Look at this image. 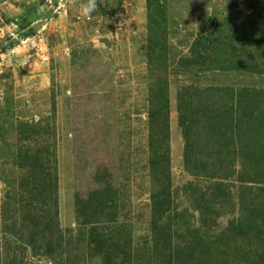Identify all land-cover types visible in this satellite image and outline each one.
Masks as SVG:
<instances>
[{
    "label": "rangeland",
    "instance_id": "obj_1",
    "mask_svg": "<svg viewBox=\"0 0 264 264\" xmlns=\"http://www.w3.org/2000/svg\"><path fill=\"white\" fill-rule=\"evenodd\" d=\"M84 3L0 0V264H264V0Z\"/></svg>",
    "mask_w": 264,
    "mask_h": 264
},
{
    "label": "clouds",
    "instance_id": "obj_2",
    "mask_svg": "<svg viewBox=\"0 0 264 264\" xmlns=\"http://www.w3.org/2000/svg\"><path fill=\"white\" fill-rule=\"evenodd\" d=\"M98 12V0H86L82 6V15L85 18H92L93 14ZM13 35H15L13 33ZM15 51V50H14Z\"/></svg>",
    "mask_w": 264,
    "mask_h": 264
},
{
    "label": "trees",
    "instance_id": "obj_3",
    "mask_svg": "<svg viewBox=\"0 0 264 264\" xmlns=\"http://www.w3.org/2000/svg\"><path fill=\"white\" fill-rule=\"evenodd\" d=\"M169 136H170V135H169V130H167L166 133H164V137H163V139H164V140H168V139H169ZM166 154H167V153H166ZM168 161H169V159H168V157H167V158H166V162H168Z\"/></svg>",
    "mask_w": 264,
    "mask_h": 264
},
{
    "label": "water",
    "instance_id": "obj_4",
    "mask_svg": "<svg viewBox=\"0 0 264 264\" xmlns=\"http://www.w3.org/2000/svg\"><path fill=\"white\" fill-rule=\"evenodd\" d=\"M102 42L105 43L106 45H110V44L108 43V41H106V40H103Z\"/></svg>",
    "mask_w": 264,
    "mask_h": 264
}]
</instances>
